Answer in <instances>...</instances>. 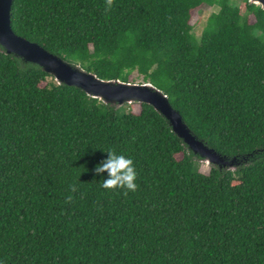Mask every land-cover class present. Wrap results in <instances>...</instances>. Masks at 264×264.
Returning <instances> with one entry per match:
<instances>
[{"label":"trees","instance_id":"1","mask_svg":"<svg viewBox=\"0 0 264 264\" xmlns=\"http://www.w3.org/2000/svg\"><path fill=\"white\" fill-rule=\"evenodd\" d=\"M216 6L199 37L192 11ZM13 30L101 78L136 72L235 170L200 169L151 105L103 103L0 50V264H264V10L248 0H14ZM131 156L135 190L97 162Z\"/></svg>","mask_w":264,"mask_h":264},{"label":"water","instance_id":"2","mask_svg":"<svg viewBox=\"0 0 264 264\" xmlns=\"http://www.w3.org/2000/svg\"><path fill=\"white\" fill-rule=\"evenodd\" d=\"M264 10V0H248ZM14 0H0V50L14 54L25 62L35 63L49 73L57 83L75 86L87 95L116 106L133 102L151 105L168 121L174 133L186 143L201 162L235 170L241 156L221 154L198 138L184 121L180 111L173 107L168 95L150 81H125L119 78H101L96 72L83 68L48 51L36 41L17 34L12 28Z\"/></svg>","mask_w":264,"mask_h":264},{"label":"clouds","instance_id":"3","mask_svg":"<svg viewBox=\"0 0 264 264\" xmlns=\"http://www.w3.org/2000/svg\"><path fill=\"white\" fill-rule=\"evenodd\" d=\"M107 153L94 168L95 173H104L107 170L106 176H102V187L135 190L137 172L132 157L114 150H107Z\"/></svg>","mask_w":264,"mask_h":264},{"label":"rangeland","instance_id":"4","mask_svg":"<svg viewBox=\"0 0 264 264\" xmlns=\"http://www.w3.org/2000/svg\"><path fill=\"white\" fill-rule=\"evenodd\" d=\"M216 9H217L216 6H209V5L203 3L192 11L193 31L197 37H199L201 35V32L205 26L207 17L210 14V12H212ZM135 76H136L135 80H132V81H136V82H142L143 81L141 79V77L137 75L136 72L131 73L130 78L132 79ZM134 103H137V102L124 104V106L127 109L135 110V107L133 106ZM199 162H201V161H199ZM209 166H210L209 164H207L205 162H201L200 169L202 171H208Z\"/></svg>","mask_w":264,"mask_h":264}]
</instances>
